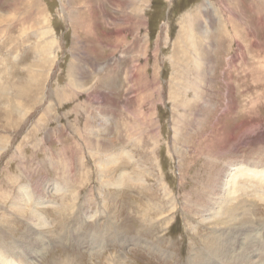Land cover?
Returning <instances> with one entry per match:
<instances>
[{
	"label": "rangeland",
	"instance_id": "rangeland-1",
	"mask_svg": "<svg viewBox=\"0 0 264 264\" xmlns=\"http://www.w3.org/2000/svg\"><path fill=\"white\" fill-rule=\"evenodd\" d=\"M0 254L263 264L264 0H0Z\"/></svg>",
	"mask_w": 264,
	"mask_h": 264
},
{
	"label": "bare ground",
	"instance_id": "bare-ground-1",
	"mask_svg": "<svg viewBox=\"0 0 264 264\" xmlns=\"http://www.w3.org/2000/svg\"><path fill=\"white\" fill-rule=\"evenodd\" d=\"M2 151V150H1ZM237 169H239L240 171H239V173L238 174H235V176L233 177L234 179H235V177H238L239 176V178H240V176H245V174H244V170H246L245 172L248 174L249 172H251L252 171V169H250V168H248V166L247 165H244L243 163H242V166L240 165V166H238V168ZM256 169H258V168H255V170ZM253 170H254V168H253ZM242 171V172H241ZM257 171V170H256ZM259 171V170H258ZM254 173V172H253ZM259 173V172H258ZM251 174V173H250ZM255 174H256V172L254 173V176H255ZM247 176V175H246ZM260 176V175H259ZM243 178H245V177H243ZM230 181V180H229ZM231 183H234L233 182V179L230 181ZM236 182H237V180H236ZM58 191V190H57ZM60 191V190H59ZM232 192V191H231ZM43 204L41 203V202H39L36 206H35V208H33V209H31V215H32V217H34V218H37L38 220H40L42 217H41V215H42V213H43V211H42V209L44 208L43 206H42ZM24 207V206H23ZM23 209V208H22ZM20 211V210H19ZM248 221V220H247ZM35 222V221H34ZM41 223H42V221H41ZM245 223V222H244ZM37 226V225H36ZM42 226V225H41ZM242 226H244V225H242ZM39 228V227H38ZM242 228V227H241ZM41 229H43L42 227H41ZM243 230H244V228H243ZM27 233V232H26ZM46 233V232H45ZM48 234V233H47ZM40 234H38V236H39ZM239 235H242V234H239ZM27 236V235H26ZM40 237V236H39ZM41 238V237H40ZM24 240V239H23ZM22 240V241H23ZM64 240V239H63ZM238 240V239H237ZM41 243V242H40ZM42 244V243H41ZM34 246V245H33ZM226 248V247H225ZM253 253V252H252ZM238 255V254H237ZM248 255V254H247ZM250 255V254H249ZM250 256H252V255H250ZM4 257H5V259H6V256L5 255H3V254H0V264H5L3 261L5 260L4 259ZM23 259V258H22ZM243 259V258H242ZM249 259V258H248ZM247 259V260H248ZM256 259V258H255ZM251 261H252V259H251ZM254 261V260H253ZM261 263H263L264 264V259H261V260H259ZM27 262H29L28 260H27ZM23 263V262H22ZM240 263V262H239ZM247 263V262H246ZM249 263H250V261H249ZM257 263H258V261H257ZM256 263V261H255V263L253 262V263H250V264H257ZM244 264V263H243ZM248 264V263H247Z\"/></svg>",
	"mask_w": 264,
	"mask_h": 264
}]
</instances>
